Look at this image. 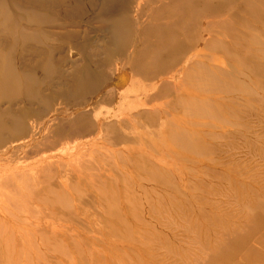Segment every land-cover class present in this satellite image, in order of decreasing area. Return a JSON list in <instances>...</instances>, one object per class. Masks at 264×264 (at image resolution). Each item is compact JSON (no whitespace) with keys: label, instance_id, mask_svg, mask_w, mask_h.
<instances>
[{"label":"rangeland","instance_id":"374dc122","mask_svg":"<svg viewBox=\"0 0 264 264\" xmlns=\"http://www.w3.org/2000/svg\"><path fill=\"white\" fill-rule=\"evenodd\" d=\"M16 1L22 7L15 9L13 19L20 26L38 29L32 32L37 37L31 32L27 37L26 32L20 43H7L18 54L12 61L20 76L31 78L29 87L37 95L32 94L31 100L21 92L0 95V106L12 104L29 122L56 114V122L72 124L73 115L82 111L92 127L76 139L67 134L72 144L59 135L47 147L55 159H64L72 149L69 155L84 152L81 168L53 169L45 201L38 181L33 199L21 201L24 205L0 201L12 220L16 212L50 222L48 230L34 233L35 249L15 256V263L264 264V52L250 42L239 19L219 6L200 12L199 21L216 18L208 29L211 43L215 39L216 44L223 43L233 57L209 49V41L199 44L185 36L184 53L173 51L163 60L174 69L186 66L181 76L171 80L175 87L167 93L160 89L167 68L151 76L134 64L136 49L142 45L139 38H146L138 35V22L170 18L171 8L157 7L159 0L141 9L140 19L134 11L136 0H128L125 10L120 8L122 0H110L112 5L109 0ZM8 3L3 4L6 12ZM38 9L44 25L37 22L41 18L33 17ZM56 15L65 18V30L54 26ZM123 16L134 26L111 33L112 21ZM246 22L252 23L256 34L264 33V27L247 16ZM209 58H215L212 67L223 70L221 81L212 84L198 76L193 81L197 63ZM223 76L228 77V87ZM205 101L216 109L208 103L206 109ZM151 103L157 106L148 109ZM196 103L201 111L194 108ZM98 131L100 135L92 140ZM179 131L188 136L172 137ZM57 144L65 155L52 151L59 150ZM26 153L25 149L18 157Z\"/></svg>","mask_w":264,"mask_h":264},{"label":"bare ground","instance_id":"6f19581e","mask_svg":"<svg viewBox=\"0 0 264 264\" xmlns=\"http://www.w3.org/2000/svg\"><path fill=\"white\" fill-rule=\"evenodd\" d=\"M4 1L0 0V31L2 30L1 27L3 28V33L0 32V34L6 35V36L1 35L2 37L0 36V95L7 96L13 92H21V93H27L28 94L26 100H31L30 99L31 96L37 95V93L34 94L33 91L31 92V88L29 87V85H30L29 82L31 81V78L29 80L27 78H22L20 76L19 68L16 66V63H14L15 61L14 62L12 61L13 59L18 58V54L15 55L14 53H12V51L10 50V45L7 42H19L20 43L22 41L21 40V38L23 36L22 34H24L26 32H27V37L29 35L28 33H30V32H31V35H34V37L36 35V37H37V34H34L32 32L36 33V32H38V29H31L30 27H28V26L26 27L24 25L20 26L17 22H15V20L13 19V14L16 12L15 9H17L19 7L18 1L10 0V3H8L9 6H7V10H8L7 12L3 8L4 6H6V2H5V5L3 6ZM91 1H93V0H91ZM151 1L152 0H136L134 11L138 16V19L141 18L140 17L141 16V9L146 8ZM236 1L237 2H235V0H159V2L157 1L158 2L157 3L158 5H156L157 7L171 8L170 18L168 17L167 19H165V22H161V23H150L144 19L138 22V25H137L138 35L144 34L146 36H143V37H146V38L145 39L139 38L142 42V45L140 48L136 49V52H135L136 57L134 59L135 60L134 61L135 66L139 65V66L143 67L145 71L149 70V73L151 74V76H154L158 72V70L160 71V70H164L167 68L166 77L164 76L163 78H160V80H161L160 89L168 93L171 88L175 87V84H173L171 82V80L176 76H181L184 73L186 66H185V64H181L180 66H178L174 69V67L172 65L168 64L166 61H163V60H165L164 57L167 54L172 53L173 51H175L174 53L177 55L184 53V51L188 48L187 47L188 43L182 42L183 39H185V36L187 38V41H188V38H190V39H194L195 41L197 40L199 44L200 43H202V44L206 43L207 44L209 41V43H208L209 49H214V50L221 52V55L222 54H223V56L225 55V58L231 57L232 55H230L228 53V51L225 49L226 47L223 43L222 44H220V43L216 44V41H215L216 39H215L213 42L217 46H214L215 44L211 43L213 38H210V39L208 38V29L212 26L213 21L216 18L214 16H212V17L209 16V17L203 18L201 21H199L200 12L211 10L212 8H214L213 6L222 7L226 11H229V13H231V15L233 17L239 19L238 25L240 28H244L245 31L247 32V34L250 36L251 41L250 40L249 41L256 46H261L262 49H259V50L261 52H264V33L260 34V31H258V33L256 34L255 31L253 30V26H252L251 22L244 23L245 17L247 16V18L250 21H253V23L256 22L257 25L264 27V18L262 15V12H264V0H236ZM36 2H37V0H36ZM53 2H55V1H53ZM108 3L111 4L110 0L108 1ZM73 4H76V2L74 1ZM127 4H128V0H122L120 8L122 9V7H123L122 10H125V7L127 6ZM39 5H36V6H39ZM42 6H41V8L45 9L44 6L43 7ZM62 6H65V5H62ZM69 6H71V5H69ZM80 6L81 5H78L77 8H79ZM101 6H103V5H101ZM106 6L108 8L110 7V5H106ZM156 6H154V7H156ZM8 7H9V9H8ZM20 7H22V4ZM52 8H53V5H52ZM67 8H68V6H67ZM91 8H92V6H91ZM59 9L61 10V8H59ZM69 9H70V7H69ZM22 10H24V9H22ZM75 10H76V8H75ZM40 11H41L40 9L35 10V13L33 16L35 20L36 19L39 20L41 18L40 14H39ZM71 11H73V10H71ZM76 13H78V12H76ZM59 14L62 15L61 12H59ZM96 14H97V12H96ZM171 14H173L172 17H171ZM49 16H50V13H49ZM59 16H57L58 18L55 19V21L53 22V23H55L54 26H56L58 29L60 28V30H65V25H64V22L62 21V18L64 20H65V18L64 17L61 18ZM53 18H52V20H53ZM114 18H112V19H114ZM121 18L122 19L120 21H117L118 18L116 19V21H114V20L112 21L111 26H110V30L112 31L111 33L117 34L119 32L129 30L134 26L133 22L129 21L127 18L125 19L124 16ZM119 19H120V16H119ZM37 22L38 23L43 22L42 24L44 25V21H42V18L40 21H37ZM42 24H40V27L37 25H36V27L41 28ZM20 27H22L23 30L19 29ZM36 27H34V28H36ZM191 29H192V31H191ZM197 30L199 31L198 36H196ZM39 31H42V29H39ZM41 36H43V34ZM47 37H49V36H47ZM39 38H37V39L39 40ZM31 39H32V37H31ZM33 39L35 40V42H37L35 38H33ZM176 39L178 40V43L174 44L173 42L174 41L176 42ZM41 41H43V40H41ZM155 41H157L156 42L157 46L155 47V49H151L152 46H155L153 44ZM26 42H24V43H26ZM24 43H22V44H24ZM36 44H34V45H36ZM212 44H214V45L212 46ZM6 46H8L7 47L8 50H6V52H4V49ZM31 46L34 47V49H36L35 46H33V45H31ZM175 48H176V50H175ZM39 49H40V47L38 48V50ZM27 50H29V49H27ZM37 51H35V52H37ZM41 51H42V49H41ZM43 52H44V50L42 51V54H43ZM40 53L41 52H39L38 55ZM48 53H50V52H48ZM47 55H50V54H47ZM116 55H118V54H116ZM40 56H41V54H40ZM43 58H45V57H43ZM214 59L215 58H213V59L209 58V60L208 59L205 60V63H202V62L197 63L199 69H198V71L195 70L194 75H193V81L195 79H197L198 77L203 79V80H207L209 83H212L213 80H216V82H217V79L219 80V78L221 81L220 75L221 74L224 75L222 73L223 70L219 67L218 68L212 67V64L214 65V63H215ZM207 60H208V62L206 63ZM159 63H161V65H159ZM121 64H120V66H121ZM209 64H211V66H209ZM114 66L116 67L117 65L115 64ZM117 68L118 67H116V69ZM118 73L120 74L121 71ZM218 73H219V75H218ZM21 74H22V72H21ZM25 76H26V74H25ZM227 78L228 77L225 78L223 76V79L225 80V82L223 81L222 83H224V84L226 83L225 85H227V83H228V85L230 84L229 82H227L228 81ZM214 82L212 84H214ZM209 83H208V85H209ZM228 85H227V87H228ZM218 86H220V84ZM221 87H222V89H224L223 85ZM221 87H217V88L221 89ZM234 87H232V88H234ZM74 88H75V85H74ZM217 88H214V89H217ZM209 89H212V88L210 87L207 90H209ZM219 92H222V91L219 90ZM61 93H63L62 90H61ZM225 93L226 92H224V94ZM32 94H34V95H32ZM153 101H154V99H153ZM206 103L209 104L208 107L211 106V109L212 108L216 109L215 105H213L211 101H209V102L205 101L202 104L205 105ZM148 106H149L148 109H153L157 106V104L151 103ZM205 106H206V109L210 108V107L208 108L207 105H205ZM194 108L197 109V111L202 110V108L199 107V105L197 103L195 104ZM189 109L192 111L191 113H193L194 110L191 107ZM18 111L19 110L15 109L12 104H8L7 107L0 106V201H2V202H4L5 200L9 201L10 205H14V207H15V204H20L21 201L25 202V199H29V197H30V200L33 199V197H34L33 193L34 192H32V191L36 190L37 181H38L37 187L42 189L43 200L45 201L47 199V192L50 189V186L52 183L49 178H50V174L53 172V169L54 170L55 169L65 170L66 168H69V169L73 168V170H75L77 168H81L82 162L80 159L82 157V152H84V151L81 152V150H79L76 153V155L75 154L69 155V152H71L73 149L72 150L67 149L69 156L67 155V157H64V159H62V157L58 155L61 158L59 159V157H58V159H55L57 157H55L54 153H52L49 149H47V147L50 144H52L54 142V140L56 139V137L59 135L60 136L64 135V137L66 139L67 134H70V135H74V138H75V135L88 132L90 130V128L92 127V124L89 123L88 118L85 117V115L82 113V111H80L79 114L76 113L75 115H73V117H75L76 119L72 124L71 123L70 124H67V123L63 124V123L56 122L57 118H59L56 116V114H49L47 117H44L40 121L29 122V121H27V117L18 113ZM214 111H219V110H214ZM45 112H47V111H45ZM60 112H63V111H60ZM211 113H212V111H211ZM211 113L209 111V114H211ZM198 114H200V113H198ZM213 114H214V112L211 115H213ZM182 121H183V119H182ZM104 128H105V126H104ZM99 132L100 131L97 132V136L93 137L92 140H94L95 138L98 137V135H100ZM181 132H183V131H181ZM185 134L188 136L187 133L183 132V134H181L179 131V132L173 133L172 137L180 138L181 135L182 136L184 135V138H185V137H187V136H185ZM91 137L88 136V138H91ZM74 138H72V139H74ZM85 138H84V140H85ZM88 138H86V140ZM174 138H173V140H174ZM67 140L69 141L70 139H66V141ZM78 140H81V139H78ZM62 141H63V143L66 144L65 140H62ZM71 141H69V142H71ZM60 142L58 143L59 145H60ZM86 142H88V141H85L82 144V148H83V150L85 149V151H86V148L88 146V143H86ZM63 143L61 142L62 145H64ZM72 143L73 142H71V144ZM58 144H57V146H59ZM67 144H69V143H67ZM39 146H41V148ZM66 146L67 145H65V147ZM65 147H64V149H66ZM74 147L75 146H73V148ZM71 148L72 147H70L69 149H71ZM25 149L27 151L25 156L18 157L19 153ZM55 149H56V151L55 150H52V151H54V152L59 151L60 153L62 152L60 150L61 147L59 148V150H57L58 148H55ZM65 151H63L61 154L65 155V153H64ZM87 156L89 157V155H87ZM87 158H85V160ZM84 162H86V161H84ZM97 174H98V172H97ZM53 176H54V173H53ZM25 195H30V196L26 197ZM21 203H22V205H24L23 202H21ZM6 208L7 207H5V206L0 207V264H16L15 263V261H16L15 256L20 257L21 255H23L27 252L33 251V249H35V246L33 247L31 239H32L34 233H36V231L40 230V229L48 230L50 222L47 218H46L45 222L40 221V220H34V219H31V217L29 215L28 216L25 215L23 217H20L19 215L17 216L16 212L12 215L15 217V219L12 220L8 217L10 211H8ZM14 211H12V213ZM23 212H25V210ZM23 212H22V214H23ZM32 216L36 217L35 214L34 215L32 214ZM20 218H22V219H20ZM19 220L23 223L18 222Z\"/></svg>","mask_w":264,"mask_h":264}]
</instances>
